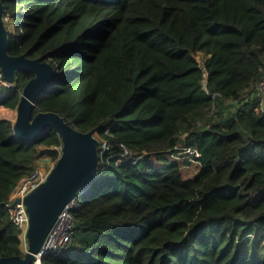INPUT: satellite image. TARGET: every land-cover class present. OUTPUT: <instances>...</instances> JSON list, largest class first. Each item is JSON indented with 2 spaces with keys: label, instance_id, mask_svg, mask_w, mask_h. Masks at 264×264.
Returning a JSON list of instances; mask_svg holds the SVG:
<instances>
[{
  "label": "trees",
  "instance_id": "1",
  "mask_svg": "<svg viewBox=\"0 0 264 264\" xmlns=\"http://www.w3.org/2000/svg\"><path fill=\"white\" fill-rule=\"evenodd\" d=\"M3 1L10 53L55 68L34 114L109 143L72 209L71 244L41 264H264V0ZM33 77L19 71L0 107L16 109ZM0 118L1 258L24 255L5 203L63 144L53 128L23 142ZM180 142L201 153L193 177L189 160L153 158Z\"/></svg>",
  "mask_w": 264,
  "mask_h": 264
},
{
  "label": "water",
  "instance_id": "2",
  "mask_svg": "<svg viewBox=\"0 0 264 264\" xmlns=\"http://www.w3.org/2000/svg\"><path fill=\"white\" fill-rule=\"evenodd\" d=\"M6 5L0 0V69L9 81H15L19 71H30L34 77L25 85L16 108V136L23 142L37 140L53 128L62 139V151L46 180L24 199L29 216L26 231L28 249L21 255L4 256L0 264H34L36 253L53 228L61 212L88 189L101 164L100 140L96 130L82 131L64 116L54 111L34 114L37 97L52 84L54 66L41 57L10 53V29L6 25ZM43 258V257H42Z\"/></svg>",
  "mask_w": 264,
  "mask_h": 264
},
{
  "label": "built area",
  "instance_id": "3",
  "mask_svg": "<svg viewBox=\"0 0 264 264\" xmlns=\"http://www.w3.org/2000/svg\"><path fill=\"white\" fill-rule=\"evenodd\" d=\"M0 82L5 86L10 88L13 86V81H9L4 77L3 72L0 70ZM204 89L207 88V78L204 83ZM255 95L264 97V76L261 81L257 84L255 88ZM177 152L172 155V157L179 160V158H183L185 160H189L192 163H198L197 160L201 153L197 148L186 147L180 142L177 145ZM109 149V143L100 138V156L103 157L104 153ZM52 168H48V170L37 166L32 173L22 178L14 191L10 195L9 201L5 203V208L9 212V216L11 221L21 229L20 239L27 240L26 231L29 224V216L26 210V205L24 199L28 193H30L33 189H35L39 184H41L44 180H46ZM83 193V192H82ZM80 193V195L82 194ZM79 195V196H80ZM79 205L77 198H75L72 202H70L66 208L59 215L56 223L53 228L47 235L44 243L42 244L39 251L36 253V260L34 264H41L42 257L50 252H57L63 250L71 244L73 240L74 233V221L72 217V209Z\"/></svg>",
  "mask_w": 264,
  "mask_h": 264
},
{
  "label": "rangeland",
  "instance_id": "4",
  "mask_svg": "<svg viewBox=\"0 0 264 264\" xmlns=\"http://www.w3.org/2000/svg\"><path fill=\"white\" fill-rule=\"evenodd\" d=\"M5 21H6V25L7 27L11 30L14 28V21L11 17L6 16L5 17ZM197 58L200 60V62L203 64L204 62V54L202 52H197L196 53ZM14 82V81H13ZM4 87V85L0 82V90L1 88ZM12 111H16V109H10L8 108L5 112V115H8L12 118H10L12 121H14L15 119L13 118L14 116L11 115ZM210 112V111H209ZM206 116V115H205ZM205 116H200L198 117L200 121H205V122H209L208 118H210V116L207 114V116H209L207 119L203 120L205 118ZM1 119V118H0ZM5 119V118H4ZM9 119V118H6ZM213 119V118H212ZM224 117H219L217 118V120H215V122H220V123H224ZM214 122V119L212 120ZM96 136L99 138L100 140V136L98 134H96ZM59 151H62V147H53ZM44 156H47V159H43ZM154 159H160L163 161H170V160H174V157H165V158H158V156H153ZM179 161L181 164H183L184 159L183 158H179ZM56 160L50 155V154H45L43 156H41L38 160V166H40L43 169L48 170V168H53V166L55 165ZM200 165H198L196 162L192 163V164H187L185 166H183V172L186 178L188 177H193L197 171L199 170ZM20 247L22 249V251L24 252V254L27 252L28 249V244H27V240L23 239L21 241Z\"/></svg>",
  "mask_w": 264,
  "mask_h": 264
},
{
  "label": "bare ground",
  "instance_id": "5",
  "mask_svg": "<svg viewBox=\"0 0 264 264\" xmlns=\"http://www.w3.org/2000/svg\"><path fill=\"white\" fill-rule=\"evenodd\" d=\"M7 109L8 108L0 107V117L12 118V117H10L8 115H5L4 111H6ZM11 115H13L14 116L13 118L16 120L17 115H18V111L17 110L16 111H12ZM43 159H47V156H44Z\"/></svg>",
  "mask_w": 264,
  "mask_h": 264
}]
</instances>
